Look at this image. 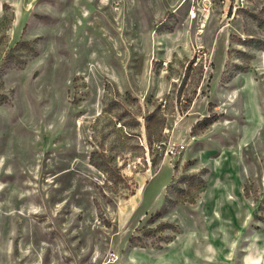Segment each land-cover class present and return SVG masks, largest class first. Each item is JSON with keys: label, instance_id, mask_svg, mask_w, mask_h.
Masks as SVG:
<instances>
[{"label": "rangeland", "instance_id": "obj_1", "mask_svg": "<svg viewBox=\"0 0 264 264\" xmlns=\"http://www.w3.org/2000/svg\"><path fill=\"white\" fill-rule=\"evenodd\" d=\"M0 264H264V0H0Z\"/></svg>", "mask_w": 264, "mask_h": 264}, {"label": "trees", "instance_id": "obj_2", "mask_svg": "<svg viewBox=\"0 0 264 264\" xmlns=\"http://www.w3.org/2000/svg\"><path fill=\"white\" fill-rule=\"evenodd\" d=\"M159 214V213H158ZM173 240V237L168 238L166 243H170ZM157 248H162V246H157Z\"/></svg>", "mask_w": 264, "mask_h": 264}]
</instances>
